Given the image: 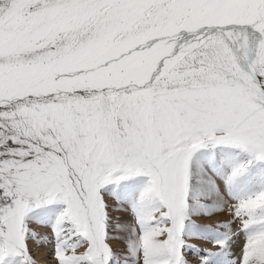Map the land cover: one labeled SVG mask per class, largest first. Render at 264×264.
Wrapping results in <instances>:
<instances>
[{"label": "snow or ice", "instance_id": "snow-or-ice-1", "mask_svg": "<svg viewBox=\"0 0 264 264\" xmlns=\"http://www.w3.org/2000/svg\"><path fill=\"white\" fill-rule=\"evenodd\" d=\"M219 146L264 161V0H0V264H193L189 224L264 219L226 195L247 164L194 159Z\"/></svg>", "mask_w": 264, "mask_h": 264}, {"label": "rangeland", "instance_id": "rangeland-1", "mask_svg": "<svg viewBox=\"0 0 264 264\" xmlns=\"http://www.w3.org/2000/svg\"><path fill=\"white\" fill-rule=\"evenodd\" d=\"M194 159L200 162V165L204 170L214 173L216 179L220 180L221 183H223V180L220 178L229 175L235 167H238L241 164L248 165L244 175L227 190L226 195L231 194L233 197L247 198L259 190L264 189V161L256 160L252 154L243 149L233 146H219L210 153L208 150L198 151L195 153ZM141 179L143 182L147 181V178ZM197 182L199 185L200 178L197 175H193L192 183L194 189H197ZM197 218L198 217L195 216L193 217V219ZM212 223H214V221L209 222V224ZM261 224H264V219L258 217L256 222H254L249 228L239 231V233L231 239H228L226 234L217 233L215 229L203 230L198 228L195 224H189L188 235L200 236L202 239L198 241L200 249H188V256L193 258V264H196L195 258L204 256V252L202 251L203 248H212L213 240L223 239L226 242V247L216 255L209 257L208 262H211L212 264H232L233 259L240 254L246 240L261 230ZM237 227L238 225H234L232 231L235 232ZM242 233L244 234V240L240 246L241 248L234 257L229 258L226 255L225 250L228 248L231 241H233V238ZM216 251V249H213L214 253H216ZM34 254L35 253H33V255ZM49 261H51V254L46 256V260L43 261L42 264H50L48 263Z\"/></svg>", "mask_w": 264, "mask_h": 264}, {"label": "bare ground", "instance_id": "bare-ground-1", "mask_svg": "<svg viewBox=\"0 0 264 264\" xmlns=\"http://www.w3.org/2000/svg\"><path fill=\"white\" fill-rule=\"evenodd\" d=\"M196 184L198 186V182ZM205 222L207 224H209V222H212V221H205ZM201 223H204V222L201 221ZM243 240H244V234L243 233L233 238V241H231V243L228 245V248L225 250V253L229 258H232L237 254L238 250L241 248L240 246H241ZM33 253H35L34 254L35 259L39 262V264H42L43 261L46 260V256H48V254L49 255L51 254V250H50V248H44V247L37 249L35 246H33ZM48 263L54 264V262L52 260L49 261ZM207 264H212V263L208 262Z\"/></svg>", "mask_w": 264, "mask_h": 264}]
</instances>
